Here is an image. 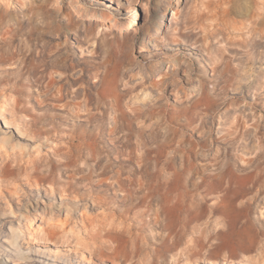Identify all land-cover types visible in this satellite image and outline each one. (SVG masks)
I'll use <instances>...</instances> for the list:
<instances>
[{"label": "rangeland", "instance_id": "1", "mask_svg": "<svg viewBox=\"0 0 264 264\" xmlns=\"http://www.w3.org/2000/svg\"><path fill=\"white\" fill-rule=\"evenodd\" d=\"M0 136V264H264V0H0Z\"/></svg>", "mask_w": 264, "mask_h": 264}, {"label": "bare ground", "instance_id": "2", "mask_svg": "<svg viewBox=\"0 0 264 264\" xmlns=\"http://www.w3.org/2000/svg\"><path fill=\"white\" fill-rule=\"evenodd\" d=\"M107 1H111L113 2L114 0H107ZM62 63V62H61ZM60 63L58 62L57 64V67H60ZM52 77L50 78V81L46 84V86L42 87L41 85L37 84V87L36 89L41 93V95L43 96V94H45L44 96L46 97V93H52V91H55L54 94L52 95V100L53 101H60L61 100V97L64 96V86H58L57 85V80L56 78L53 76V74H51ZM42 77V76H41ZM60 78H62V75L60 76ZM36 81V80H35ZM42 81V80H41ZM35 84V85H36ZM43 85V84H42ZM41 96V97H42ZM48 96V95H47ZM46 102V101H44ZM43 102V103H44ZM51 106V105H50ZM51 108H54V107H51ZM0 141H1V136H0ZM220 174V173H219ZM250 174V173H249ZM220 176V175H219ZM260 176V175H259ZM248 177V176H246ZM244 177V178H246ZM258 177V175H257ZM249 180V179H248ZM251 180V179H250ZM122 184H120L119 186H121ZM246 196V195H244ZM243 196V197H244ZM233 197V196H232ZM226 199V198H225ZM245 199V198H244ZM231 205V204H230ZM163 209V208H162ZM54 212V211H53ZM69 212V211H68ZM223 212V211H222ZM236 213V212H235ZM68 215V214H67ZM72 216V215H71ZM230 216V215H229ZM228 216V218H229ZM68 217V216H67ZM231 218V217H230ZM71 219V218H70ZM72 220V219H71ZM58 228V227H57ZM242 231V230H241ZM2 235H4L5 238L8 239V241L10 242L11 246H14L16 248V251L20 254L21 253V249H20V246L19 244L21 243V241L24 239V235H23V231L15 226V224H12V229L11 231L8 233L6 232H3ZM249 241V240H248ZM210 260V259H209Z\"/></svg>", "mask_w": 264, "mask_h": 264}]
</instances>
